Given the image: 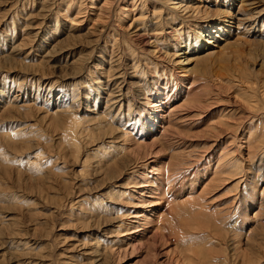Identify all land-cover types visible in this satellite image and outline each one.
<instances>
[{
  "label": "rangeland",
  "instance_id": "obj_1",
  "mask_svg": "<svg viewBox=\"0 0 264 264\" xmlns=\"http://www.w3.org/2000/svg\"><path fill=\"white\" fill-rule=\"evenodd\" d=\"M181 1L0 0V264H264V0Z\"/></svg>",
  "mask_w": 264,
  "mask_h": 264
},
{
  "label": "bare ground",
  "instance_id": "obj_2",
  "mask_svg": "<svg viewBox=\"0 0 264 264\" xmlns=\"http://www.w3.org/2000/svg\"><path fill=\"white\" fill-rule=\"evenodd\" d=\"M186 0H184V2H185ZM253 1V3H251V6H253V5H256L257 3L254 1V0H252ZM184 2L183 1H181L179 4L178 3H176V4H174L175 5V7H176V9L177 10H179V11H181L182 13L184 12L185 14L184 15H186V14H188L190 11H191V7H187V6H185L184 5ZM196 10V9H195ZM223 22L224 23H226L227 21L226 20H223ZM218 28V27H217ZM220 29L221 30H215V32H221L222 31V29H224L225 30V26H223L222 27V25H220ZM213 40V39H212ZM213 43H215V42H213ZM157 48V47H156ZM216 48H218V46L216 47ZM222 50H223V48H221ZM220 49V50H221ZM221 50V51H222ZM189 52H190V50H189V48L188 47H186V50H182V51H180V52H178L176 55H173L172 56V59H173V61L174 62H177V64L178 65H180L181 67L179 68L180 70H183L184 72H187V73H189V74H191V72H193V69L194 68H191V66L193 65V64H199L204 58H211V57H213V55L214 56H216L217 55V53H220V52H217V51H213V52H210V53H206L205 55H203L202 57H201V55H195V56H191V57H189L188 59H186V57L189 55ZM209 61V60H208ZM206 63H207V61H205ZM117 94V93H116ZM115 94V95H116ZM119 94V93H118ZM114 96V95H113ZM122 96V95H121ZM116 98V97H115ZM114 99V98H113ZM119 99V98H118ZM117 99V100H118ZM120 101V100H119ZM118 102V101H117ZM114 103V102H113ZM112 103V104H113ZM121 104V103H120ZM114 106V105H113ZM112 106V107H113ZM121 107H122V105H121Z\"/></svg>",
  "mask_w": 264,
  "mask_h": 264
}]
</instances>
